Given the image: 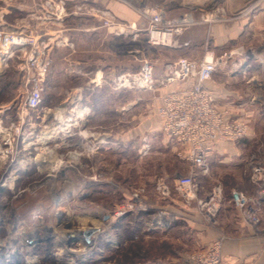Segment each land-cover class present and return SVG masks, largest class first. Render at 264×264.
I'll use <instances>...</instances> for the list:
<instances>
[{
    "label": "rangeland",
    "instance_id": "obj_1",
    "mask_svg": "<svg viewBox=\"0 0 264 264\" xmlns=\"http://www.w3.org/2000/svg\"><path fill=\"white\" fill-rule=\"evenodd\" d=\"M50 2L0 0V32L38 38V59H52L46 76L41 72L43 103L30 108L28 80L41 66H26L30 47L9 54L0 49V264L17 263L16 255L20 264H146L165 260L169 248L190 249L194 230L186 221L157 233L147 228L159 210L178 213L184 203L198 207L209 223L217 217L209 219L206 202L199 201L213 180L195 175L194 187L176 185L190 164L157 124L164 78H173L180 59L198 64L207 53L219 59L212 78L229 80L241 94L234 118L249 121L241 151L253 161L231 170L236 181L223 195L228 201L239 186L254 198L262 186L257 177L264 175V30L251 23L264 11V0H120L135 11L132 20L71 6L57 16ZM158 10L182 20L174 45L155 43L163 35L148 30ZM218 24H236L235 38L220 44ZM58 28L65 43L53 39ZM168 61L174 62L167 67ZM145 62L152 65L150 79L142 75ZM79 104L91 109L75 111ZM224 168L230 171L224 165L216 171ZM259 212L262 224L264 204ZM187 232L191 242L184 246L180 239ZM206 248L182 254L187 259Z\"/></svg>",
    "mask_w": 264,
    "mask_h": 264
},
{
    "label": "built area",
    "instance_id": "obj_2",
    "mask_svg": "<svg viewBox=\"0 0 264 264\" xmlns=\"http://www.w3.org/2000/svg\"><path fill=\"white\" fill-rule=\"evenodd\" d=\"M182 22L181 19H167L163 10H158L151 15L149 29L159 36L167 35L169 42L157 39L155 43L174 45L173 36L175 27ZM162 36V37H163ZM30 47L26 58V66L39 67L37 75L29 78V95L26 105L30 108L37 107L43 99V74L48 73L52 59L47 54L38 59L40 46L38 38L27 36L23 31H1L0 49L4 54H9L15 49ZM219 59L212 53H207L197 64L187 59H180L173 71V78L193 77L191 86L168 91L162 98L158 113L161 119V129L170 139L180 143L186 154L185 158L193 165L189 174L179 178V185L185 188L194 187L196 167L204 166L208 156L217 148L219 143H234L248 136L250 132L249 121L244 118H234L226 107L217 104L212 90L206 85L211 80ZM196 67V71L193 69ZM48 69V70H47ZM42 72V75H41ZM142 75L150 79L152 65L145 62ZM264 199V189L257 197H249L238 190H232L231 202L241 212L244 220L258 227L261 223L260 205ZM220 209V204L211 198L203 207L205 215L214 219ZM222 238L211 243L205 250L196 252L187 257L191 264H223L222 263Z\"/></svg>",
    "mask_w": 264,
    "mask_h": 264
},
{
    "label": "crops",
    "instance_id": "obj_3",
    "mask_svg": "<svg viewBox=\"0 0 264 264\" xmlns=\"http://www.w3.org/2000/svg\"><path fill=\"white\" fill-rule=\"evenodd\" d=\"M50 4L55 10L54 15L57 16H59V14L62 15L64 13H68V10L70 8L67 9V6H71V8L84 7L87 12L92 13L94 15H111L119 20H132L135 16V11H133L132 9H128L123 3L120 2V0H52ZM61 18L63 19L64 17ZM55 19L58 18L56 17ZM247 24L248 22H246L245 26ZM251 24L255 25L256 27H260L264 30V11L261 12V14L256 15L255 18H253ZM214 31L215 38H217L220 44H223L225 41L233 40L235 38L234 36L235 31H237V25L218 24L215 25ZM54 32L55 37L53 39L59 40L62 43L66 42L65 40L67 39V36L63 33V29L58 28L55 29ZM74 44L75 43L70 42L69 45L74 48ZM51 49L49 50V52H51ZM180 49L182 48L180 47ZM73 51L76 50L73 49ZM173 62L168 61L166 63V66L169 67V65ZM155 77L157 78V75H155ZM164 81L168 83V86L165 91L166 93L171 90L191 86L193 84L194 78H168L166 80L164 78ZM228 84H230L229 80L216 81L213 78L206 82V85L213 92L216 103L221 105L222 107L228 108V110L231 112V115L235 117L234 111H241L240 108H238L240 106L237 105L240 103L239 100L241 94L236 89L231 88ZM165 93H163V95ZM79 98L82 100L83 97ZM161 102L159 103L160 105ZM85 108L91 109L87 105L79 104V106H76L75 111H84ZM91 114L87 113V117ZM157 124L161 128L160 116ZM167 139L168 141H170L172 149L174 148L175 150H177L178 147L180 148L179 150L181 152L178 154L179 157L183 161L190 164V167H188L189 174V171L191 170L192 166L191 162L185 158L184 154H186V152L184 147L174 139H170L169 137ZM244 141L245 139H241L234 143H219L217 148L208 156L206 164L197 170V172L199 173L196 172V176H200L204 180L214 181L212 186L205 188L204 192L201 191L203 194V199L201 198L199 199V201L208 202V200L211 198L219 199L221 201L220 209L217 214V217L215 218V221L213 223H209L200 215L198 207L197 209H193L188 206L186 207V205H184L185 203L183 204V206H181V211H178V213H173L170 209L159 210V214L155 215L154 220L147 226V228L149 230H154L153 233H157V230L161 229L162 227L168 229L171 227V223H178L179 221L177 220L186 221V223L188 222L187 224H190L194 230L191 244L192 246L190 247V249L186 246L187 242H191L189 241L191 238L189 236L190 234L188 232L185 236L182 234L183 237L180 240H182L184 242V246H186L184 247L182 252H178V250L169 248V250L165 252V260H159L157 259V257L152 261L148 262L149 264H187V259L185 254H182L183 252L189 253L190 250L192 252L195 250L204 249L209 244H211V242L221 238L223 264H264V223L262 222V224H260L258 227H253L252 225L247 223L244 220L241 212L231 202L232 191L228 193V201L227 198H225V195H223L225 189L229 188L227 187L228 182H231V180H235L233 179V177H236L231 170L235 168H241L243 166H246V168H248L249 166H253V161H249L248 159L242 156L241 148L244 145ZM220 165L229 167L227 168L230 170L229 172H227L225 168L223 169V172H227L226 174H229L228 177L222 171H216V167ZM224 176L226 177V179L224 178ZM252 176L249 177L248 175H246L245 180H250L252 182V180H254ZM180 177L182 176L179 175L175 178L177 186H180ZM257 181L261 182V185L263 186L264 175L261 174L260 177H257ZM262 186H259L258 191L254 194V197H256L260 193V189ZM201 187L203 188L204 185H202ZM233 188H237L242 192L248 191L244 187L236 186ZM191 194L196 196V190H192ZM263 204L261 203L260 209ZM191 213L193 215H190ZM262 217L264 220V214ZM165 242L167 245L168 241ZM151 253H153L154 255L156 254V252L154 253V251H151Z\"/></svg>",
    "mask_w": 264,
    "mask_h": 264
},
{
    "label": "trees",
    "instance_id": "obj_4",
    "mask_svg": "<svg viewBox=\"0 0 264 264\" xmlns=\"http://www.w3.org/2000/svg\"><path fill=\"white\" fill-rule=\"evenodd\" d=\"M1 90H3L2 88H1ZM42 103H43V101H42ZM41 103V104H42ZM20 257L18 256V255H16V261H17V263H14V261H13V258L11 259V264H20L21 262V260L19 259ZM3 260V262H4V260L5 259H2ZM5 264H9L8 262H10V261H8V260H5ZM85 264H96V262L95 261H89V262H85Z\"/></svg>",
    "mask_w": 264,
    "mask_h": 264
},
{
    "label": "bare ground",
    "instance_id": "obj_5",
    "mask_svg": "<svg viewBox=\"0 0 264 264\" xmlns=\"http://www.w3.org/2000/svg\"><path fill=\"white\" fill-rule=\"evenodd\" d=\"M154 35H155L156 38H159L158 37V35H159L158 33H155ZM162 41L169 42L170 41V37L167 36V35H164L163 38H162Z\"/></svg>",
    "mask_w": 264,
    "mask_h": 264
},
{
    "label": "water",
    "instance_id": "obj_6",
    "mask_svg": "<svg viewBox=\"0 0 264 264\" xmlns=\"http://www.w3.org/2000/svg\"><path fill=\"white\" fill-rule=\"evenodd\" d=\"M92 232H93V230H88V231H86L85 234H86L87 236H89ZM87 240H89V239H87Z\"/></svg>",
    "mask_w": 264,
    "mask_h": 264
}]
</instances>
